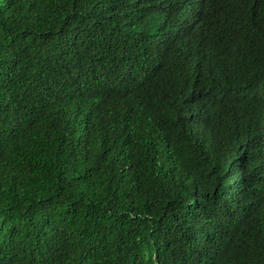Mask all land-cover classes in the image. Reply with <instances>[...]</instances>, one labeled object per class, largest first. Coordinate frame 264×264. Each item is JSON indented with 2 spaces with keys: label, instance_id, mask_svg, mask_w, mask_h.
<instances>
[{
  "label": "trees",
  "instance_id": "16d2710c",
  "mask_svg": "<svg viewBox=\"0 0 264 264\" xmlns=\"http://www.w3.org/2000/svg\"><path fill=\"white\" fill-rule=\"evenodd\" d=\"M0 264H264V0H0Z\"/></svg>",
  "mask_w": 264,
  "mask_h": 264
}]
</instances>
